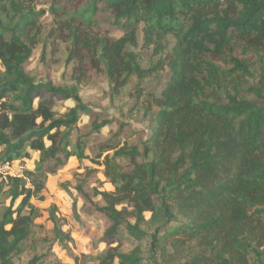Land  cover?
<instances>
[{"label": "trees", "instance_id": "16d2710c", "mask_svg": "<svg viewBox=\"0 0 264 264\" xmlns=\"http://www.w3.org/2000/svg\"><path fill=\"white\" fill-rule=\"evenodd\" d=\"M61 1L74 8L77 0L58 7ZM102 8L122 36L90 30ZM41 12L29 0H0V163L39 153L25 178L0 180V198L7 193L11 200L0 218V264H16L24 251L38 213L32 199L44 200L49 176L72 157H89L82 115L92 133L118 127L92 158L115 190L94 188L99 204L76 187L84 204L110 222L97 264H264V0L78 2L71 17L85 19L87 29L69 23L70 57L104 74L113 94L138 80L133 104L150 133L132 144L120 142L125 122L86 104L75 85L55 84L48 73L37 80L27 70ZM141 43L160 54L148 67ZM147 78L152 86L141 84ZM68 99L76 105L58 112L57 101ZM50 218L54 241H72L55 206ZM123 229L138 240L149 237V262L137 249H122ZM52 250L27 264H68Z\"/></svg>", "mask_w": 264, "mask_h": 264}, {"label": "rangeland", "instance_id": "374dc122", "mask_svg": "<svg viewBox=\"0 0 264 264\" xmlns=\"http://www.w3.org/2000/svg\"><path fill=\"white\" fill-rule=\"evenodd\" d=\"M59 1L29 0L39 12H43L39 13L38 41L27 65V70L37 80H44L48 73L55 84L75 85L86 104L96 110H102L105 115H109L111 118L125 122L124 132L119 137L121 144L140 142L145 135L150 133V123L134 108L133 93L136 85H139L137 78L133 77L131 82L118 94H113L109 80L104 74L101 72L92 73L78 57L71 58V26L69 23L72 27L82 24V29L86 31L87 22L77 15L71 17V12L75 11L80 0L75 1L74 8L66 5L65 1H61V5L58 7L57 2ZM82 5L81 3L80 7ZM62 7L66 8V12ZM93 21L90 30L98 35L108 34L118 38L124 33L123 29L114 23V17L107 9L102 8L98 11ZM174 41V38L170 37L168 47H172ZM137 50L141 54L143 67L150 66L151 62L160 57V54H153L152 48L144 47L142 43ZM3 72L4 68L0 62V74ZM165 73L166 71H163V74ZM141 84L146 87L153 85L150 78ZM75 105L76 102L72 99L58 100L55 109L63 113ZM79 126L80 133L88 134L86 138L89 139L90 148H87L86 153L89 157L82 160L72 157L56 174L49 176L42 192L45 196L44 200L36 197L32 199V203L38 208V213L32 235L24 244V251L15 258L16 264H27L35 253L45 252L49 248H52L55 257L64 263L97 264L94 257L108 248L107 242L102 240L110 224L108 218L93 206L85 205L76 187L77 185L82 186L99 204L102 203V200L100 196L94 195V188H98L100 191L115 190V185L104 174L105 166L97 162V159L93 160L92 158L96 157L98 143L108 139L111 132L116 131L118 127L114 123L111 127H104L99 133H92L88 115H82ZM30 154L29 158L22 160L27 165V169H33L39 159L38 152L32 150ZM99 160L102 161L103 157ZM123 162L127 163L126 160ZM20 200L21 198L16 201L15 207ZM10 203L11 200L7 193L1 196L0 218ZM53 206L56 207L58 217L66 220L64 229L71 231L72 241L64 243L54 241V226L50 218ZM150 217L151 214L147 213L148 220ZM144 228L152 231L149 224H145ZM123 237L122 249L124 251L137 249L149 262V237L138 240L130 237L124 229Z\"/></svg>", "mask_w": 264, "mask_h": 264}, {"label": "built area", "instance_id": "2783aa9c", "mask_svg": "<svg viewBox=\"0 0 264 264\" xmlns=\"http://www.w3.org/2000/svg\"><path fill=\"white\" fill-rule=\"evenodd\" d=\"M27 165L20 160L0 163V180L8 181L10 177H24Z\"/></svg>", "mask_w": 264, "mask_h": 264}, {"label": "crops", "instance_id": "0c3cea01", "mask_svg": "<svg viewBox=\"0 0 264 264\" xmlns=\"http://www.w3.org/2000/svg\"><path fill=\"white\" fill-rule=\"evenodd\" d=\"M1 149V148H0Z\"/></svg>", "mask_w": 264, "mask_h": 264}]
</instances>
